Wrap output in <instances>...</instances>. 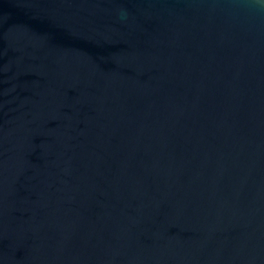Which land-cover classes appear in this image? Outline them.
Here are the masks:
<instances>
[{"label": "water", "instance_id": "1", "mask_svg": "<svg viewBox=\"0 0 264 264\" xmlns=\"http://www.w3.org/2000/svg\"><path fill=\"white\" fill-rule=\"evenodd\" d=\"M0 264H264V0H0Z\"/></svg>", "mask_w": 264, "mask_h": 264}]
</instances>
